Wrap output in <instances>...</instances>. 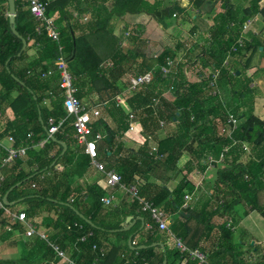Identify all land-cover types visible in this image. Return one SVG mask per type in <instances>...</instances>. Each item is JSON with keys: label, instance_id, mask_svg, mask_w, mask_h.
<instances>
[{"label": "trees", "instance_id": "16d2710c", "mask_svg": "<svg viewBox=\"0 0 264 264\" xmlns=\"http://www.w3.org/2000/svg\"><path fill=\"white\" fill-rule=\"evenodd\" d=\"M63 1L51 0L48 13L52 17L55 7ZM71 1L77 3L76 8L81 14L91 11L92 17L86 23L67 12H61L55 19L53 17L61 34L59 42H54L46 33L37 34V24L26 0H15L14 24L10 21L8 1L0 0V154L3 158L8 155L2 145L7 138L13 140L15 148L28 149L26 157L2 168L5 180L0 194L3 198L8 194L5 206L11 211H24L30 222L43 218L51 229V238L83 264H91L95 260L99 261L98 264L132 263L126 258L121 259L115 248H107L102 237L111 233H127L122 230L128 216L133 215L135 219L138 216L131 212L107 211L101 202L105 191L96 184L86 188L72 185L74 177L86 175L91 159L85 146H79L75 138L74 117H69L64 108L60 74L54 67L55 61L63 59L76 79L77 96L83 100L98 92L105 114L117 127L113 130L101 116L93 123L89 138L97 140L99 129L106 130L107 136L102 139L103 158H100L99 140L97 146L99 161L105 164L107 171L118 172L128 188L138 186L139 196L153 201L166 214L179 212L187 221H177L172 226L171 231L177 238L184 239L189 222L196 220L204 227L201 239H206L212 233L211 217L222 212L227 223L214 242L216 249L201 264H251L242 258L241 246L230 244L237 206L251 205L244 216L255 210L264 217V205L258 201L264 193V121L254 115L255 98L261 90L252 87L259 70L252 72L249 67L253 54L264 47V38L253 34L246 36L248 33L243 34L242 29L255 17L264 18V6L260 5L262 0H195L196 7L207 1L223 2L224 11L216 15L211 29V50L221 57L213 68L222 67L223 61L230 56V64L221 69L218 81L222 98L211 95L208 78L192 82L186 75V70L200 66L198 61L203 59L205 51L188 52L168 76L162 72V67L167 65L169 58L179 59L187 50L185 43L176 41L174 48H165L162 53L148 57L143 52L128 50L131 44L145 46L137 31L128 34L125 42L114 34L117 20L129 13L143 14V21L148 17L154 18L166 28L169 18L175 13H183L180 5L168 0L154 4L146 0ZM243 35L246 37L244 46L231 53ZM24 41L27 43L25 50ZM30 51H34L35 58L26 62ZM202 65L206 67V64ZM149 72L154 73L153 82L124 94L126 104L119 105L116 101L121 94L118 82L127 76L137 77ZM167 92L174 97L173 102L164 97ZM155 100H158L157 105ZM131 115L135 116L144 138L138 149L128 147L124 141L130 129ZM229 115L245 119V123L235 128L231 135L222 131L228 126ZM51 118L57 124L60 121L63 124L43 148L36 150L34 145L48 137ZM163 121L169 131L160 138ZM170 124L175 127H170ZM244 144L248 145L249 151L244 150ZM65 146L67 151L63 153ZM154 146L157 147L155 153L152 152ZM227 147L230 151L224 158L226 166L218 170L214 200L211 198L200 208L189 203L185 208L186 197L196 190L186 177L172 192L153 182L164 173L170 174V180L174 179L184 153L191 157L185 167L188 174L196 169L205 172L207 159L210 156L220 158ZM160 155L164 158L157 159ZM161 179L164 184L169 182L163 176ZM254 196L256 200H253ZM17 203H24L25 208L15 209ZM134 205L136 209L140 206L137 200ZM229 221L233 222L232 227H228ZM0 227L1 241L15 239L13 244L20 241L23 248L21 258L0 259V264H59L51 247L37 236L24 239L25 227L11 225L8 213L2 209ZM147 237L149 243L162 241L156 226ZM198 243L189 250L204 253ZM149 252H154V248L138 251L141 256ZM199 263L196 260L191 264ZM159 264L164 263L161 261ZM257 264H264V261Z\"/></svg>", "mask_w": 264, "mask_h": 264}, {"label": "crops", "instance_id": "0c3cea01", "mask_svg": "<svg viewBox=\"0 0 264 264\" xmlns=\"http://www.w3.org/2000/svg\"><path fill=\"white\" fill-rule=\"evenodd\" d=\"M54 1L60 2L63 0ZM146 1L154 4L159 0ZM168 1L180 5V7L183 9V13H175L177 15L176 17L173 15L171 18H169L166 23V28H164L154 18L148 17L146 21H143V14L129 13L123 18L117 20L114 27V34L117 38L121 39V42H125V38L128 36V34L134 30L137 31L141 36V39L145 41V46L142 44H131L128 47V50L130 49L129 51L133 53L143 52L147 54L148 57H150V54L148 53L150 52V47L156 50V53H159L165 48H174L176 46V41L189 44L192 47V50H196L195 48H197L196 51H205L206 54H204L205 56L203 59L198 61L200 66H197L199 68L196 67L198 69L197 72H194L193 69H190V71L188 69L189 80L196 82L198 75L208 74L207 71L213 69V66L216 62L218 63L221 61L220 54L216 52L213 53V50H211V46H213V44H211V29L214 27L216 15L224 11L223 2L207 1L200 7H196L195 0ZM61 5L55 7L53 13L54 19L60 16L61 12H67L68 15L72 13L74 18L76 20L79 19L82 23L88 22L92 17L91 11L81 14L76 8L78 6L77 3L74 1L64 0ZM260 5L264 6V0L261 1ZM247 33L248 35H246ZM246 34V36L253 34L257 37L264 38V18L261 16L255 17L252 20L250 27L247 28ZM33 52L30 51L28 53L26 62H31L35 58ZM181 56L182 54L179 57ZM202 64H206V67L203 68ZM249 67L250 71L252 72L259 70V74L254 78V83L252 85V87H257L261 90V94L255 98L256 103L254 115L264 121V73H262V71H264V47H260L259 50L253 54L251 62L249 63ZM131 77L133 76H127L118 82V87L121 90V94H124V90L128 87L129 79ZM164 97L170 102L174 101V97L169 92L165 93ZM222 97L223 96L221 93V98ZM83 101L90 108L99 109L101 115L104 116V119L108 125L113 130L117 129L111 117L105 114V106L103 103H100V94L98 92H95L91 96L85 97ZM238 120L239 126H242L245 123V119ZM165 125L166 122H164L163 127L161 126V130L159 132L160 138H164L169 131V129H166ZM173 127H175V125ZM139 131L140 126L138 122L135 121V131H128L125 135L124 141L128 147L138 149L142 145L144 138ZM99 135L101 136V139L99 140L100 158H103V150L101 151L103 148L102 139L106 138L107 136L106 130L104 128H100ZM2 145L6 149H9L14 147V142L11 140V138H7L2 141ZM35 148L36 150H40L42 147L36 146ZM2 158L3 157L0 154V160ZM190 159V155L188 153H184L183 157L178 163L179 173L174 179L172 178L170 180L168 178L170 174L168 175L164 173V175H162L165 179H169L167 184H164V180L161 179L162 176L159 177V179L158 177L153 179V182L160 185L161 187L165 186V188L172 192L184 179V177H186L192 185L196 186L195 192L191 196L186 197V202L190 205L192 204L194 207L199 205L198 208H200L211 198L214 200L215 191L217 190L216 180L218 176V170L224 168L225 166L224 164L215 167L208 166L205 172H201L199 169H196L192 173L188 174L185 171V167ZM172 175L175 176L174 173H172ZM94 184L98 185L105 191L104 195L108 194V192L105 190L106 176L100 173L94 167H90L86 175L83 177H74L72 179L73 187L82 185L86 188ZM135 200L136 199L128 192L127 189L119 187L115 192V201L113 205L106 206L103 204L107 211L112 210L114 212H120L121 214L131 212L138 216L136 219L133 215L128 216V218H133L131 223L135 221L136 224L131 229V231L127 232L128 236L126 238L112 233L102 237L107 248H115L117 250L118 256H120L121 259L126 258L127 262L132 261L131 264H159L161 261L164 264H179L180 261H184L186 264H189V262L190 264L194 263L196 260L192 259L188 252H182L181 248L178 247L179 242H181V244L189 250L192 249V247L195 246L199 241L200 244H198L200 245L201 250L203 252L205 251L204 254L208 256L216 249L213 246L214 242L219 238L220 229L223 228L227 223L222 212L213 215L209 222L212 233H210L206 239H204V237L201 239V236L204 235L203 225L198 223L196 220H191L188 224V231L185 232L186 237L181 239L177 238L172 233V226L177 221L178 223H185L187 220L183 218L179 212L166 214L168 230H161L158 226H156V232L162 237V241L158 243H149L147 240V234L151 233V231L146 228V224L151 222V219L147 214H144L140 211V206L137 209L134 207ZM253 200H256L255 196ZM258 201L264 205V193L260 195ZM24 208L25 206L21 209ZM159 208L162 209V207ZM250 208L251 205H241L234 209V216L238 220L235 219L233 241L230 246H241L243 250L242 258L251 264H257L264 261V217L261 215V213L255 210L244 216V212ZM209 212H212V210ZM52 216L56 218L57 215ZM123 216L124 215H122V218ZM141 218L144 220V229H142L143 222L141 221ZM37 224L42 230L51 234V229H48L45 222L43 221V218H38ZM127 226L128 225H126V227ZM136 227H140L141 229L133 232ZM130 237L133 238L132 246L129 245ZM13 242H16V240L10 239L6 242L0 240V259L16 260L22 257L23 248L20 241H17V244H13ZM139 247H142V249H138ZM147 248H154V252H149L146 256H141L138 253L139 250H145ZM177 253L179 255L181 254V256L183 255L184 257L176 255ZM111 264H115V262Z\"/></svg>", "mask_w": 264, "mask_h": 264}, {"label": "built area", "instance_id": "2783aa9c", "mask_svg": "<svg viewBox=\"0 0 264 264\" xmlns=\"http://www.w3.org/2000/svg\"><path fill=\"white\" fill-rule=\"evenodd\" d=\"M28 4V8L32 17L34 18L37 24V34L41 35L46 33V35L51 38L54 42H59L60 40V28L56 24L53 17L48 13V8L51 0H26ZM177 15L174 14V17ZM251 22L245 23L243 34L246 32L247 28L250 27ZM246 37L243 35L233 46L231 53H236L239 48L243 47L245 44ZM186 51L182 54L178 60L169 58L167 60V65L162 67V72L165 75H171L173 72V68L178 65V63L182 60V58L192 50V47L189 44H185ZM230 64V56H228L222 63V67H215L209 74H200L198 75V82H201L203 79L208 78L210 80V87L212 88L211 95L214 97L221 98V89L218 86V81L221 75V69L229 66ZM55 70L60 74V89L63 91L65 100H64V108L69 117H74L73 126L75 129V138L80 145L85 146L86 153L90 156L91 159V167H94L100 173L106 176V192L107 195H104L101 198L102 204L106 206L113 205L115 201V192L117 188L122 187L128 190V192L140 203V211L144 214H147L151 222L146 224V228L151 231L154 230L155 226H158L161 230H168L167 224V215L164 210L160 209L153 201L147 200L139 196L138 186H132L128 188L125 184L122 183L121 176L115 170L107 171L104 163L99 161V152L97 146V140L101 139V136L97 135V140H90V136L92 135V125L93 123L101 118V112L99 109L89 108L87 104L83 100H81L77 96V88L75 87V77L67 68V65L63 61V59H59L55 61ZM51 74V71L49 72ZM186 75L188 77V70H186ZM154 80V73L149 72L147 74L141 76H133L129 79L128 87L124 90V94L128 92L137 91L140 88H144L151 84ZM124 94H119L116 97V101L119 105L124 106L125 97ZM156 104L158 100L154 101ZM228 126L223 128V132L231 133L235 128H239V120L232 115H229ZM135 116L131 115L130 117V129L129 132L135 131ZM63 121H60L58 124L56 123L54 118L49 120V132L48 137L44 138L40 142L36 143V146L44 147L49 139L58 132L60 127L62 126ZM161 126H164V122H161ZM33 133H31V136ZM12 140V139H11ZM13 141V140H12ZM244 150L249 151V147L247 144L243 145ZM27 148H9L7 149L8 155L0 161V188L2 186L5 177L2 173V168L12 162H14L18 158H24L27 155ZM230 151V147H227L224 150L222 156L218 159H214L212 156L207 159L206 163L208 166H221L225 164V155ZM152 152H157V147L154 146ZM164 158V155L157 156V159ZM189 197V196H187ZM188 199V198H187ZM74 202V199L71 200ZM188 206L186 203L185 207ZM0 209L6 211L10 218V224H20L23 225L26 229L23 234L24 239L32 238L37 236L38 239L42 240L49 247H51L55 253V258L58 260L59 264H83V262H79L76 259H73L66 250L61 248V246L55 242L51 235L42 230L37 222H30L28 217L24 211H11L5 206V202L3 201V197L0 194ZM228 227H232L233 222L229 221L227 224ZM84 239V238H83ZM182 252H188L192 259L198 260L200 263H205L207 261V255L202 253L199 250L190 251L184 245L179 242V246ZM101 253H104V250H101ZM98 260H95L91 264H98ZM51 264H55L52 262ZM148 264V263H145ZM179 264H186L184 261H180Z\"/></svg>", "mask_w": 264, "mask_h": 264}, {"label": "water", "instance_id": "95a60500", "mask_svg": "<svg viewBox=\"0 0 264 264\" xmlns=\"http://www.w3.org/2000/svg\"><path fill=\"white\" fill-rule=\"evenodd\" d=\"M8 1V4H9V7H10V12H9V16H10V21L12 24L15 23V19H16V3H15V0H7ZM14 32L16 33V30H14ZM27 47V43L26 41H24V47H23V50H25ZM67 151V147L65 146V149H64V152L65 153ZM7 197H8V194L6 196H4L3 198V201L6 203L7 202ZM132 217H129L127 218L126 220V225H128L127 227H125L122 231L124 232H129L131 231V229L135 226L136 222H132ZM141 221L143 222V226H142V229H144V220L141 218ZM133 238L130 237L129 239V245L132 246L133 245V242H132ZM138 249H142V247H139Z\"/></svg>", "mask_w": 264, "mask_h": 264}, {"label": "rangeland", "instance_id": "374dc122", "mask_svg": "<svg viewBox=\"0 0 264 264\" xmlns=\"http://www.w3.org/2000/svg\"><path fill=\"white\" fill-rule=\"evenodd\" d=\"M194 48V47H193ZM148 49V48H147ZM197 50V49H196ZM163 51H160L159 53H156V50H154V49H152V47H150V52H148L149 54H150V56H153V54H160V53H162ZM180 58V57H179ZM197 68H199V67H197ZM197 68H193V71L194 72H197ZM190 71V70H189ZM210 71H212V69H210V70H208L207 71V73L209 74V72ZM195 77V76H194ZM197 81H198V78H197ZM157 105V104H156ZM155 105V106H156ZM167 126V123H166V125H165V127ZM174 126V124H170V127H173ZM224 166H226L225 164H224ZM25 206V204L24 203H17V204H15V206H14V208L15 209H21L22 207H24ZM14 209V210H15ZM138 229H141L140 227H136V229L135 230H133V232H136V230H138ZM122 237H124V238H126L127 236H128V233H124L123 235H121Z\"/></svg>", "mask_w": 264, "mask_h": 264}]
</instances>
